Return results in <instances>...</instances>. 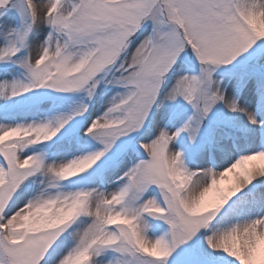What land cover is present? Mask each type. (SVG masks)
I'll return each instance as SVG.
<instances>
[{
	"label": "snow or ice",
	"instance_id": "snow-or-ice-1",
	"mask_svg": "<svg viewBox=\"0 0 264 264\" xmlns=\"http://www.w3.org/2000/svg\"><path fill=\"white\" fill-rule=\"evenodd\" d=\"M10 4L0 0V10ZM21 7L28 22L0 34L5 40L0 62L18 64L25 79L0 84V96L45 88L83 90L91 99L108 73L113 74L108 83L123 92L83 130L103 148L66 163L48 164L42 154L21 153L51 140L71 116L0 126V264H168L173 252L198 235L212 250L205 249V257L219 251L233 258L229 264H264V213L217 227L222 213L249 196L255 199L250 185L264 186V121L241 107L231 92L226 94L225 82L214 75L254 45L257 67L264 73V0H22ZM41 26L49 31L33 55L29 37ZM25 48L29 54L13 60ZM189 49L200 72L179 76L166 98H182L192 114L176 131L161 129L140 145L144 156L120 177L122 187L111 193L44 192L18 203L30 177L43 174L55 182L76 176L96 164L118 138L142 129L168 74ZM238 86L251 87L247 80ZM259 102L264 107V81ZM221 103L259 125L260 146L237 155L222 170H188L170 145L185 132L195 139ZM87 110L81 105L74 115ZM229 174V186L222 187ZM150 189L159 198L143 199ZM259 203L264 207V196ZM150 218L168 230L149 237ZM187 264L207 260L193 254Z\"/></svg>",
	"mask_w": 264,
	"mask_h": 264
},
{
	"label": "rangeland",
	"instance_id": "rangeland-1",
	"mask_svg": "<svg viewBox=\"0 0 264 264\" xmlns=\"http://www.w3.org/2000/svg\"><path fill=\"white\" fill-rule=\"evenodd\" d=\"M21 4L22 0H12V4L7 10H0V34L7 33L14 28L19 29L22 24L28 22V17L22 14ZM48 31L47 26H41L32 31L29 43L33 55ZM148 31H151L150 27ZM4 44L3 35H0V46ZM187 51V57L178 61L176 69L168 74L160 98L142 129L118 138L111 149L96 164L76 176L55 182L43 174L30 177L22 185L23 195L18 203H26L28 199L44 192L55 194L57 192L69 193L96 189L111 193L122 187L124 180L120 177L144 156V150L140 145L161 129L170 132L176 131L192 114L191 107L182 98L176 100L166 98L179 76L196 75L200 72L199 61L190 49ZM258 51L259 49L254 45L249 52L242 54L231 65L218 68L214 75L218 80L225 82L226 94L231 92L236 96L240 106H247L258 121H264V107L259 102L260 84L264 81V73L256 64ZM28 54V48L22 49L13 60ZM112 78V73L103 76L91 99L83 90L58 92L45 88L33 89L20 96L10 98L6 94L2 95L0 96V126L50 121L56 117L71 116L72 119L60 129L55 137L24 149L21 155L42 154L46 163L61 164L77 156L99 151L103 145L93 136L84 135L83 130L91 121L103 116L111 106L113 98L123 92L122 88L108 83ZM23 79H25V73L18 64L0 62V84H10ZM241 80H247L251 86L250 89L247 86L239 87L238 81ZM85 104L88 105L87 112L83 115H74L81 105ZM246 124L237 118V112H231L221 103L214 106L204 119L195 139H191L187 132L181 133L170 147L173 151L182 154L184 166L188 170L211 167L219 171L234 160L237 155L260 146L259 127ZM226 177L222 187L229 186ZM53 183H55V187L51 186ZM249 189L254 190L255 199L249 196L239 206L233 205L227 212L222 213L223 219L218 218L217 227L222 228L237 220L264 213V207L259 203L260 197L264 196V186H261L259 182H254L249 186ZM245 191L248 192V189ZM150 195L159 198L158 192L150 189L143 199H147ZM151 223L154 225L148 231L151 238L159 237L168 230V226L162 221L151 219ZM214 223L216 222L214 221ZM205 249L209 253L212 252L207 248L205 238L198 235L173 252L168 258V264H187L193 254L206 258L207 264H229V261L233 259L219 251L212 256L205 257Z\"/></svg>",
	"mask_w": 264,
	"mask_h": 264
},
{
	"label": "bare ground",
	"instance_id": "bare-ground-1",
	"mask_svg": "<svg viewBox=\"0 0 264 264\" xmlns=\"http://www.w3.org/2000/svg\"><path fill=\"white\" fill-rule=\"evenodd\" d=\"M241 107H243V108H245L247 111H249V108H248L247 106L242 105ZM237 118H239L241 121L247 123V124H246L247 126H249V125L251 126V125H252V124H250V122L248 121L247 115H245L244 112H237ZM252 126H253V125H252ZM254 126L259 127V125H254ZM257 163H258V162H257ZM226 179L230 182V180H231V174H229V175L226 177ZM227 180H226V181H227Z\"/></svg>",
	"mask_w": 264,
	"mask_h": 264
}]
</instances>
